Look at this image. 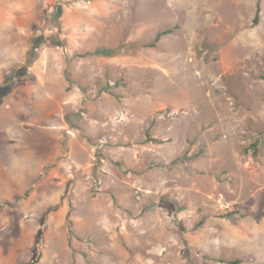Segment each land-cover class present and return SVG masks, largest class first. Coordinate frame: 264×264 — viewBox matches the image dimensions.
<instances>
[{"label":"rangeland","instance_id":"1","mask_svg":"<svg viewBox=\"0 0 264 264\" xmlns=\"http://www.w3.org/2000/svg\"><path fill=\"white\" fill-rule=\"evenodd\" d=\"M236 261L264 264V0H0V264Z\"/></svg>","mask_w":264,"mask_h":264},{"label":"trees","instance_id":"2","mask_svg":"<svg viewBox=\"0 0 264 264\" xmlns=\"http://www.w3.org/2000/svg\"><path fill=\"white\" fill-rule=\"evenodd\" d=\"M260 12H261L260 5L258 3L257 11H256L255 17L253 19V24L254 25H258L259 22H260ZM169 33H171V30H166V31L158 33L156 35L154 41L152 43L146 45V46L155 47L156 43L162 38V36H164L166 34H169ZM122 50H123V46L115 48V49H99V50L96 51V54L102 55V56H115V55H118L119 53H121ZM239 263H240L239 261H236V262H231L230 264H239Z\"/></svg>","mask_w":264,"mask_h":264},{"label":"clouds","instance_id":"3","mask_svg":"<svg viewBox=\"0 0 264 264\" xmlns=\"http://www.w3.org/2000/svg\"><path fill=\"white\" fill-rule=\"evenodd\" d=\"M6 52L8 54H10L13 59H17L18 58L16 50H14V49H6ZM20 52H21V54H24L25 50L21 49Z\"/></svg>","mask_w":264,"mask_h":264}]
</instances>
